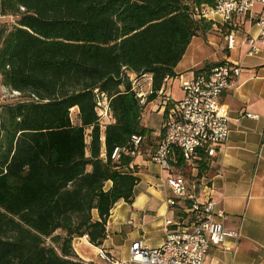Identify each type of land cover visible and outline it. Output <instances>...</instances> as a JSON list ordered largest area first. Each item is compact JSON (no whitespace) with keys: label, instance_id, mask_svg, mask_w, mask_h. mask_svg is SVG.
<instances>
[{"label":"trees","instance_id":"obj_1","mask_svg":"<svg viewBox=\"0 0 264 264\" xmlns=\"http://www.w3.org/2000/svg\"><path fill=\"white\" fill-rule=\"evenodd\" d=\"M202 6L213 0H0V15L17 17L0 30L1 84L24 98L0 111V264H85L73 240L102 245L110 211L138 183L134 157L112 152L150 133L127 72L151 77L152 101L213 27L194 18ZM172 152L199 183L209 158L199 154L194 175Z\"/></svg>","mask_w":264,"mask_h":264},{"label":"crops","instance_id":"obj_2","mask_svg":"<svg viewBox=\"0 0 264 264\" xmlns=\"http://www.w3.org/2000/svg\"><path fill=\"white\" fill-rule=\"evenodd\" d=\"M261 10L256 5L250 15L230 24L216 20L213 28L218 30L220 37L208 41L209 47L192 39L174 69L175 76L165 79L162 85L164 94L174 102L183 97L179 81L191 80L205 61L209 60L211 66L229 61L240 68L238 88L224 92L218 100L230 118L228 139L216 147L215 155L208 159V171L194 189L190 188V193L197 200H203L200 183H208L217 208L225 213L224 228L240 231L241 237L235 250L210 246L202 264H264V47L247 56V46L241 45L243 39L257 35L253 20ZM230 32L236 37L233 50H228L225 43V36ZM175 83L180 93L178 98L171 95ZM158 99L156 95L146 105ZM161 100L156 107L161 114L162 131L165 113L171 105ZM247 114L255 118H249ZM161 131L151 134L158 136L154 147H142L145 139L151 136L149 133L133 158L130 167L135 169L138 178L134 198L131 204L118 201L114 205L102 245L95 247L86 237L73 240V250L85 264H108L98 258L99 249L117 261H126L129 247L136 240L149 248L159 247L165 240V222L175 221L182 214L185 205L168 206L172 192L164 184L166 177L179 176L178 171L171 166L170 172H164L150 160L163 137ZM174 159L172 154L171 161ZM192 172L195 175V169ZM193 184L187 183L188 186ZM233 245L232 241L226 242L227 247Z\"/></svg>","mask_w":264,"mask_h":264},{"label":"built area","instance_id":"obj_3","mask_svg":"<svg viewBox=\"0 0 264 264\" xmlns=\"http://www.w3.org/2000/svg\"><path fill=\"white\" fill-rule=\"evenodd\" d=\"M256 5L262 8L253 20L257 35L241 41V45L247 46L246 55L251 56L264 47V0H213L212 7L202 6L196 10L194 18L214 24L216 20L230 24L250 15ZM225 43L228 50L236 48L233 32L225 36ZM239 75V66L229 61L202 68L191 80L179 81L183 97L174 102L161 87L156 95L171 107L165 113L163 137L150 157L151 162L162 171L170 172L173 149L181 153L192 169L200 153L208 158L213 157L216 147L223 145L230 133V118L219 106L218 100L224 92L238 88ZM127 77L139 103L146 105L147 96L152 94L151 77L137 76L131 72H127ZM96 103V111L104 129V123L109 121L108 99L101 94ZM246 116L255 118L250 114ZM143 140L141 136L133 135L126 147L114 149L111 159L115 161L121 155L135 157ZM164 184L172 192V198L167 201L168 206L185 205L175 221L165 222L164 242L159 247L149 248L139 240L133 241L126 261H117L99 249L97 256L100 260L108 264H202L210 246L235 250L241 237L240 231L224 228L222 221L226 218L225 213L217 208L208 183H200L203 200H197L190 193V188L196 187L195 183L188 186L180 175L166 177ZM227 241H232L234 245L227 247Z\"/></svg>","mask_w":264,"mask_h":264},{"label":"rangeland","instance_id":"obj_4","mask_svg":"<svg viewBox=\"0 0 264 264\" xmlns=\"http://www.w3.org/2000/svg\"><path fill=\"white\" fill-rule=\"evenodd\" d=\"M16 20L17 17L15 16H2L0 15V30H4V31H9L12 29V27L16 24ZM222 33V32H221ZM219 32L218 30H215L213 27L210 28V30L206 31L205 33L201 34H197L196 37H194V41H199L201 44H203L205 47H209L208 46V41H210L212 38H219ZM210 65L209 64V60L205 61L203 63V67ZM171 95L174 98H178L180 96V93L177 89L176 83L173 84L172 90H171ZM160 99H162L161 97H159ZM24 98L20 97L19 94L9 90L8 88L4 87L1 84V78H0V111L2 109L3 106L5 105H9V104H14L19 100H22ZM160 99H158L157 101L153 102V103H148L147 105H144L143 108V112H142V124L150 130V135L152 134H156L157 132L161 131V114L157 111L158 107H156L158 105V102H160ZM162 101V100H161ZM72 118L74 119V113L72 114ZM146 136L148 138L145 139V142L142 144V147H144L146 145V147H154L156 141H158L157 137L158 136ZM189 165V164H188ZM186 164V166H188ZM173 170L178 171V175H181L182 177H184V179L186 180V183L191 184V178L190 180L185 176V168H176L173 167ZM193 171V169H192ZM194 183V182H193Z\"/></svg>","mask_w":264,"mask_h":264}]
</instances>
